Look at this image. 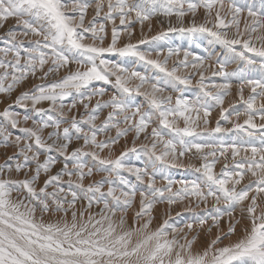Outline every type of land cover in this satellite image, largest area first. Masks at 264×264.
Wrapping results in <instances>:
<instances>
[{
    "label": "snow or ice",
    "instance_id": "1",
    "mask_svg": "<svg viewBox=\"0 0 264 264\" xmlns=\"http://www.w3.org/2000/svg\"><path fill=\"white\" fill-rule=\"evenodd\" d=\"M201 7L205 10V22L197 25L193 19L191 27H184L187 13L195 17ZM90 9L94 15L87 20ZM158 15L175 16L179 27H174L169 20L167 31L132 43L134 28L131 25L139 23L143 34L145 22L151 31V20ZM98 17L112 25L111 42L107 46L104 43L108 36L107 24H97ZM10 18L23 25L24 31H10L6 46L0 48V93L11 96L17 86L29 76L36 77L37 73L41 81L47 82L20 92L0 112L12 128H18L21 123L20 113L11 110L13 104L24 109L31 107L40 117H22L25 124L30 120L32 123L31 127L20 129L23 136L13 137V133L0 124V149L7 157L0 164V264H264V0H244V3L237 0H0V27ZM117 19L123 27L117 25ZM209 23L211 27L207 26ZM232 28L235 33L229 38L227 30ZM173 32L207 33L224 46V59L218 61L212 75L226 81L240 80V100L246 116L243 123L238 122L239 111L235 112L237 121L233 122L226 114L229 110L222 108L221 118L233 123V127L223 128L218 120L215 128H207V118L214 106L209 101L222 107L224 96L232 87L230 82L214 85L220 91L213 94L207 91L201 73L200 86L205 89L203 101L200 97L193 102L177 96L173 102L172 95H164L166 88L191 84L187 76L178 74L176 64L185 69L204 67V58L187 50L183 52V59L177 60L171 68L169 60L179 57L181 49L170 47L166 56L161 49L156 58H152L151 52L140 50L149 39L161 40ZM124 34L129 42L118 47ZM29 35L37 38L28 41L31 46L25 47V40L20 37ZM108 53L134 57L146 68L158 70L163 77L130 70L123 62L106 59ZM190 56L199 63L190 61ZM230 63H237V68L231 72L226 67ZM61 70L65 74L57 77ZM50 76L57 78L49 80ZM98 81L113 85L115 91L109 99L96 100L90 110L92 114L86 117L67 116L78 103L89 111L92 98L105 95V88L92 87ZM245 85L251 89L247 99L243 95ZM138 95L146 98L150 106L147 111L136 104ZM68 98H72L71 105L66 108L64 101ZM42 102H48L49 107H38ZM104 108L111 111L97 124L95 113ZM201 111L203 129L198 124ZM192 112L196 114L195 119ZM257 115L262 121L260 124L255 122ZM181 119L183 127L178 123ZM121 122L126 127H121ZM62 123L67 126L62 128ZM152 123L157 127L151 129L150 148L148 144L140 146L148 153L149 163L145 167L124 162L129 151H137L135 143L115 159L101 158L100 152L111 150L120 137L133 132L139 139ZM82 125H87L89 131ZM49 128L53 130L45 139L44 130ZM110 128L116 129L114 137L97 139L98 133ZM229 133L233 134L230 141L216 138L217 134ZM166 135L171 138L165 139ZM74 138L82 139L83 145L69 151ZM158 145H162L159 153ZM9 151L11 155H7ZM53 151L64 160L55 175L51 174V169L57 159L47 155ZM229 151L234 161L231 170L225 164L217 173L214 170L217 152L223 157ZM186 153L203 159L204 163L198 168L189 165L200 175L192 180H173L167 175L166 167H185L179 159ZM88 156L92 157L91 167L83 162ZM238 156L240 161L236 162ZM14 158L15 164L10 162ZM157 162L165 167H158ZM33 163L34 169L30 167ZM94 169L106 172L107 176L86 186L85 178L92 177ZM122 170L134 173L146 190L140 191L119 175ZM13 173H23L24 178H14ZM42 173L48 175L38 187ZM74 175L76 180L72 179ZM157 175L167 183L158 186ZM63 176L69 177L67 190L60 186L64 183ZM246 176L249 179L242 184ZM117 182L128 190L120 188L119 195L116 187H108L107 192L102 190L104 184ZM177 183L180 187L174 191ZM53 185L55 187L49 191ZM13 193H16L15 198ZM137 195L139 207L130 218L129 209L133 208ZM82 199L87 200V208L78 213L75 206ZM190 199L196 201V207L189 205L185 211L192 213V221L177 227L171 222V208L178 201ZM210 199L215 202L210 208L197 211L200 204L207 205ZM102 201L99 213L88 211L94 203L99 205ZM165 202L168 207L162 220L154 224L153 211L158 203ZM237 208L240 209L238 217L234 215ZM46 214L49 215L47 220ZM225 217L227 231L220 228ZM213 227L217 229L215 237L197 247L200 232L206 230L211 235ZM233 236L237 238L232 240ZM224 240L229 242L224 244Z\"/></svg>",
    "mask_w": 264,
    "mask_h": 264
},
{
    "label": "rangeland",
    "instance_id": "2",
    "mask_svg": "<svg viewBox=\"0 0 264 264\" xmlns=\"http://www.w3.org/2000/svg\"><path fill=\"white\" fill-rule=\"evenodd\" d=\"M193 2H195V0H193ZM227 2V0H226ZM238 3H244V0H237ZM249 2H251V0H249ZM94 15L93 11L90 9L89 13H88V17L87 20H91L92 16ZM25 19H27L28 17H24ZM231 17H229L230 19ZM193 19L195 20V23L197 25L202 24L205 22V10L203 9V7H201L195 17H193V15L191 13H187V15L185 16L184 19V27H191ZM211 19V18H208ZM169 20H171V23L174 27H179V25H177L176 23V18L175 16L168 18V17H164L162 15H158L156 17H153V19L151 20V31L148 30V22H145L144 25V29H143V34L141 33V27L139 25V23H134L131 25L132 28H134V34L131 38V42L132 43H136L138 40L142 39L143 37H153L156 36L159 32L161 31H167V28L169 26ZM87 23V21H86ZM96 23L100 24V23H106L107 24V29H108V36L105 39V46H107V44H109L111 42V22H105L103 20L102 17H98L96 19ZM117 25H119V19H117L116 21ZM207 26L211 27L212 24L209 23ZM123 27V26H120ZM243 27V18L241 20V28ZM16 32V33H22L24 31V27L23 25L17 24L16 20L13 18H10L7 22L4 23L3 27H0V48H3L6 46L7 44V40H8V33L9 32ZM228 31V36L229 38H232L234 33H235V28L229 29ZM22 39L25 40V47H29L31 46L28 41L36 39L37 37L31 36L29 35L28 37H20ZM90 42V41H89ZM129 42V39L127 37L126 34L121 36L120 42L118 44V47H122L125 43ZM179 48L181 49L180 55L179 57L177 56H173L168 63V67L171 68L173 67L174 64H176L177 60H182L183 59V52L185 50H187L188 52H191L193 54H195L196 56L199 57H203L204 58V67L203 68H192L191 66H189L188 68H184L178 64H176L177 67H179V72L178 74L182 75V76H187L190 80H191V84L189 85H183L180 84L178 87H176L175 89L173 88H166L164 95H172L173 96V102L175 101V97L177 96H182L184 98H187L193 102H195L197 100L198 97L201 98V101L204 100V91L205 89L201 88V73H203L205 79L203 80V84L205 85L207 91L212 92L213 94H215L216 92L220 91L219 89L215 88L214 85L216 84H223V83H228L230 82L232 87L231 89L228 91V94L224 96V103L223 106L221 107L220 105L215 104L214 101H209L211 102L214 106L211 109V115L207 118L209 120V123L207 125L208 129H213L216 127V123L219 120L220 121V125L223 128H232L233 127V123H230L228 121H224L221 118V111L222 108H227L229 110L228 113L230 115V119L233 122L237 121L235 112L239 111L241 113V116L239 117V123H243V121L246 119V116L244 115V110H245V106L243 105V102L240 100V91H239V86H240V80L236 79V78H232L230 81H226L223 77L220 76H213L212 73L214 71L217 70L218 68V61H222L224 59V54L226 52V49L224 48L223 45L215 42L213 40V38L208 35L207 33H195L193 35H187V34H182L179 32H173V33H169L164 39L161 40H156V41H152L151 39H149V43L145 44V45H141L140 46V50L142 51H148L152 53V58H156V54L157 52H159L161 49H163L164 55H167V50L168 48ZM239 50V48H238ZM11 58V57H9ZM106 59H110V60H114L116 62H123L124 66L129 68L130 70H136V71H140L142 73H145L149 76H160L163 77L162 73H159L158 70L153 69L151 67H147L144 65L143 62L138 61L136 58L134 57H121L119 54H115V53H108L105 56ZM161 59H163V57H161ZM190 61H193V57H189ZM195 63H199V61H193ZM239 63V62H237ZM237 63H230L228 65H226L227 70L229 72L234 71L237 68ZM210 65V67H209ZM75 64L72 65V69H75ZM47 69V66H46ZM45 69V70H46ZM65 74L64 70H61L59 73H57V77L59 76H63ZM40 77V73H37L36 77H31L29 76V78L24 81L21 85L17 86V88L13 91V93L11 94V96H8L7 94H3L0 93V100H3V103H0V112H2L4 110L5 107H7L9 104L12 103V101L16 98L17 95L20 94V92L28 90L30 88H33L34 85H37L39 83L42 82H47V81H41L39 79ZM57 77H49V80H52L54 78ZM112 80H115V77H112ZM133 83H136L135 81ZM92 87L94 88H105L106 89V93L103 97L100 96H94L92 98L91 103L89 104V111H85L83 105L81 104H77V107L75 109H72L71 112H67V116H75L77 119H80L81 117H86L87 115L92 114L91 113V109L95 107V103L96 100H108L110 95L115 91L113 85L110 84H105L104 82H94V84L92 85ZM251 94V89L250 87H248L247 85H245L244 87V98L247 99L249 97V95ZM71 99L72 98H68L64 101L66 108L67 106L71 105ZM77 99H79V97H77ZM87 103V101H85ZM135 102L136 104H139L141 106V110L142 111H147L148 108L150 107L146 98L143 97L142 95H138L135 98ZM30 103V102H29ZM38 107H44V108H48L49 104L48 102H42L41 105H38ZM12 111L14 112H18L21 115V123L19 125L18 128H12L10 126V124H8V122L2 117L0 116V124H4L7 128L8 131L13 133V137H15L16 135H21L23 136L24 133L20 130L24 127H31L32 123L31 120L25 124L22 117L24 115H29L31 116L33 119H40V117L33 113L31 107H29L28 109H24L21 108L18 105L13 104L12 105ZM111 111V109L109 108H104L102 110H100L98 113H95L98 116V119L96 121L97 124H101L106 118H107V114L108 112ZM52 114V113H49ZM191 115L193 116V118L195 119V113L192 112ZM201 119L198 121L199 124V128L203 129L205 127V125L203 124V112L201 111L200 113ZM139 117H137V121H138ZM155 119V116H154ZM255 122L257 124L262 123V121L260 120L259 116H256ZM179 126L183 127L184 126V121L183 119L178 121ZM129 124H131V121H129ZM67 124H63L62 123V128L66 127ZM121 127H126L125 124H123V122H121ZM82 127H84V130L87 132L89 131V127L87 125H82ZM153 127H157L156 123H152L149 125L147 133H141L139 139L135 138V135L133 132H130L127 136L124 137H120L119 141L117 144L113 145L111 147V150L109 149H105L103 152H100V156L101 158H109V159H115L117 156L120 155L121 152L126 151L128 149H131L133 147V144L135 143L136 152H128V155L124 158V162L127 165H134L136 167H140L143 168L145 167V165H147L149 163V158H148V153L145 152L144 150L141 149V145L142 144H148L149 148L151 146V141H152V137H151V129ZM53 129L49 128V129H45L44 130V138L47 139V135L49 132H51ZM116 135V129L115 128H110L107 132H101L98 133L97 139L98 140H105L108 137H114ZM145 135L148 136V139H145ZM232 133L229 134H217L216 138L219 139H223L225 141H230L232 139ZM171 136L170 135H166L165 139H170ZM83 145V140H76L75 138L73 139V143L69 146V151H71L73 148L75 147H80ZM162 145H158L157 146V153H159V151L161 150ZM88 150V149H86ZM12 152L9 151L7 153V155H11ZM250 154V153H249ZM47 155H51L53 157H55L57 159V163L55 166H53V168L51 169V174L55 175L56 172H58L60 170V168L63 166L64 160L63 157L60 156L58 153H56L55 151L48 153ZM243 155V153L241 154ZM217 163L215 165V171L217 173H219L221 171V169L223 168V166L225 164H227L229 166V170H231L232 165L234 163L233 158L231 156V151L227 152L225 156H220V153L217 152ZM6 155L3 151V149H0V164H3L6 160ZM45 157L42 156L41 159L43 160ZM19 159H21L22 161V157H19ZM211 157H209V161H211ZM236 162L240 161V157H236L235 158ZM11 163L15 164V158L10 161ZM83 162L87 163L90 167L92 166V157L88 156V157H84L83 158ZM179 163H182L183 165H185V167H172V166H167L166 167V173L167 175L172 178L173 180L176 181H180V180H192V179H196L200 174L194 172V170L189 167V165H195L197 168L200 167L204 161L203 159H201L198 155H193L192 153H186L185 156L180 157L179 159ZM157 166L158 167H165L163 165H160L159 162H157ZM30 167H32L33 169L35 168V164H31ZM69 167H71V164L69 165ZM151 171V169H149ZM29 175H31V173H29ZM48 174L42 173L41 174V181L38 182V187L43 185V180L47 178ZM121 176H123L126 180H128L132 185H135L138 187V189L140 191H145V187L143 186V184H141L140 181H138L137 177L135 176L134 173H129L126 170H122L120 172ZM107 176L106 172H98L94 169L93 172V176L90 178H85V185L87 186L88 183H92L95 181H99L101 180L102 177ZM13 177L14 178H24V174L20 173V174H16L13 173ZM76 176L74 175L72 177L73 180H76ZM116 176L115 174H113V179H115ZM69 179V177L67 176H63L62 180L64 181V183H62L60 186L64 187L65 190H67V180ZM249 177L246 176L245 180L242 182L243 183H247ZM145 180H147V177L145 178ZM156 181H157V185H164L167 183L166 180H164L161 176L157 175L156 177ZM116 187L118 189L117 191V195H119V189L123 187L124 191H127V187H124L122 185H120L118 182L116 184L113 185H109V184H104L103 187V191L107 192L108 187ZM53 187H55V185H53L52 187H50L48 190L52 191ZM180 187V185L177 183L176 185H174L173 190L175 191L176 189H178ZM240 187V186H238ZM73 190H76L75 188H73ZM16 197V193H13V198ZM109 202H111V198L109 197ZM139 195H137L136 197V202L133 206L132 209H129V217L131 218V216L134 214V212L138 209L139 207ZM68 200H71V196L68 195ZM215 202L212 201L211 199L208 201V204H200L199 208L197 209V211H202L205 207H211ZM191 205L192 207H196V201L194 199H190V200H185V201H178L176 205H173L171 208V215H172V220L171 222L173 224H175L177 227H182L185 223L187 222H191L192 221V213L185 211V208L187 206ZM262 206H264V203H262ZM167 204L165 203H158L153 211L154 216L156 217V221L155 223H159L162 220V216L164 211L167 209ZM87 208V200H79L77 201V204L75 206V209L78 211H83ZM103 208V201L97 205V204H93L91 209H89L88 211H90L93 214L99 213L101 211V209ZM177 213H180V215H176ZM240 214V209L237 208L234 215L235 216H239ZM56 215H60V214H56ZM87 216V213L85 214V218ZM52 219H55V216L51 217ZM68 218L71 219V210H69L68 213ZM45 219H49V215L46 214L45 215ZM209 223H211V221H209ZM227 227H228V222H227V217L223 218L221 220V224H220V228L223 231H227ZM217 234V229L215 227H213L212 233L211 235H208L206 233V230L201 231L200 232V236H199V240L197 243V247L202 246V245H206L210 239L214 238L215 235ZM239 228L237 229V235H239ZM237 238V236H233L231 237L232 240H235ZM224 244H227L229 241L228 240H224L223 241Z\"/></svg>",
    "mask_w": 264,
    "mask_h": 264
}]
</instances>
